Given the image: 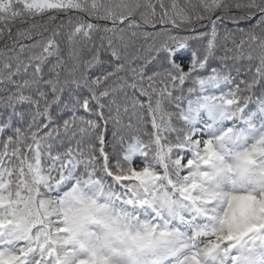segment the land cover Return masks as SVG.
I'll list each match as a JSON object with an SVG mask.
<instances>
[{
	"label": "snow or ice",
	"instance_id": "snow-or-ice-1",
	"mask_svg": "<svg viewBox=\"0 0 264 264\" xmlns=\"http://www.w3.org/2000/svg\"><path fill=\"white\" fill-rule=\"evenodd\" d=\"M17 21L0 264H264V0H0Z\"/></svg>",
	"mask_w": 264,
	"mask_h": 264
},
{
	"label": "trees",
	"instance_id": "trees-1",
	"mask_svg": "<svg viewBox=\"0 0 264 264\" xmlns=\"http://www.w3.org/2000/svg\"><path fill=\"white\" fill-rule=\"evenodd\" d=\"M179 3L183 4L184 0H179ZM37 23L43 25L46 21H40L37 20ZM30 22H25L21 23L20 21H17L14 25H12V37H8L7 33L3 37H0V51L8 53L10 49L15 48L16 42H15V35L18 29H26L29 27ZM225 23L229 26L232 27L231 21H225ZM134 44L138 48L141 44H143V39L142 38H134ZM109 140H111L112 135L111 132L108 134Z\"/></svg>",
	"mask_w": 264,
	"mask_h": 264
}]
</instances>
